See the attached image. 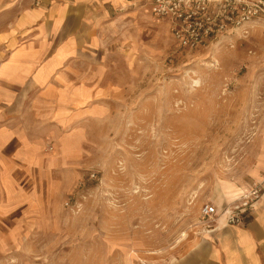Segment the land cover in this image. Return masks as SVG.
Returning <instances> with one entry per match:
<instances>
[{"label": "rangeland", "instance_id": "rangeland-1", "mask_svg": "<svg viewBox=\"0 0 264 264\" xmlns=\"http://www.w3.org/2000/svg\"><path fill=\"white\" fill-rule=\"evenodd\" d=\"M128 22L107 50L110 111L0 264L166 263L264 152V16L194 49L147 13Z\"/></svg>", "mask_w": 264, "mask_h": 264}, {"label": "crops", "instance_id": "crops-1", "mask_svg": "<svg viewBox=\"0 0 264 264\" xmlns=\"http://www.w3.org/2000/svg\"><path fill=\"white\" fill-rule=\"evenodd\" d=\"M147 1L0 0V251L25 236L50 173L81 157L91 124L110 111L102 80L111 75L113 32L147 13L177 42L170 19ZM246 175L221 208L264 176V152ZM204 222L159 264H264V196L239 224Z\"/></svg>", "mask_w": 264, "mask_h": 264}, {"label": "built area", "instance_id": "built-area-1", "mask_svg": "<svg viewBox=\"0 0 264 264\" xmlns=\"http://www.w3.org/2000/svg\"><path fill=\"white\" fill-rule=\"evenodd\" d=\"M152 12L167 17L182 48L194 49L247 21L264 16V0H150ZM264 196V176L251 183L234 200L218 210L205 204L201 213L208 222L222 216L225 224H239Z\"/></svg>", "mask_w": 264, "mask_h": 264}, {"label": "trees", "instance_id": "trees-1", "mask_svg": "<svg viewBox=\"0 0 264 264\" xmlns=\"http://www.w3.org/2000/svg\"><path fill=\"white\" fill-rule=\"evenodd\" d=\"M216 203V202H215ZM213 205V204H212ZM215 206V205H214ZM216 207V206H215ZM217 208V207H216ZM221 208V207H220ZM217 209H219V208H217Z\"/></svg>", "mask_w": 264, "mask_h": 264}]
</instances>
